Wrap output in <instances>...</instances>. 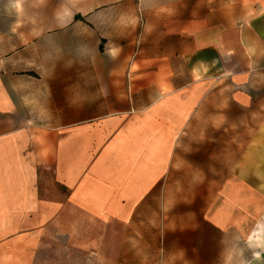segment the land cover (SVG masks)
I'll return each instance as SVG.
<instances>
[{
	"label": "crops",
	"instance_id": "crops-1",
	"mask_svg": "<svg viewBox=\"0 0 264 264\" xmlns=\"http://www.w3.org/2000/svg\"><path fill=\"white\" fill-rule=\"evenodd\" d=\"M72 253L264 264V0H0V264Z\"/></svg>",
	"mask_w": 264,
	"mask_h": 264
},
{
	"label": "rangeland",
	"instance_id": "rangeland-1",
	"mask_svg": "<svg viewBox=\"0 0 264 264\" xmlns=\"http://www.w3.org/2000/svg\"><path fill=\"white\" fill-rule=\"evenodd\" d=\"M219 178H216V182H215V185L218 183V180ZM201 186H207V184L206 183H202V184H200ZM79 258H80V255H75V254H73L72 253V261H71V264H78V260H79Z\"/></svg>",
	"mask_w": 264,
	"mask_h": 264
}]
</instances>
